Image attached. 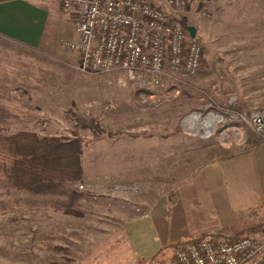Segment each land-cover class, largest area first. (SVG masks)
<instances>
[{
    "label": "rangeland",
    "instance_id": "obj_1",
    "mask_svg": "<svg viewBox=\"0 0 264 264\" xmlns=\"http://www.w3.org/2000/svg\"><path fill=\"white\" fill-rule=\"evenodd\" d=\"M213 1L203 16L192 0L182 18L197 28L200 72L167 80L155 98L143 96L123 71L82 73L79 57L61 45L76 41L75 32V39L59 40L54 59L38 57L43 92L33 103H18L19 119L0 126L8 135L82 138L84 176L71 188L83 199L65 214L46 199L0 187V264H176L164 233L178 189L204 165L247 151L254 141L264 144L248 127L220 130L239 115L264 111V0ZM194 115L221 121L205 138L199 125L188 126ZM78 117L90 128L82 129ZM258 223L262 232L241 236L264 237V207L240 227ZM154 227L164 247L152 256L159 247Z\"/></svg>",
    "mask_w": 264,
    "mask_h": 264
},
{
    "label": "built area",
    "instance_id": "obj_2",
    "mask_svg": "<svg viewBox=\"0 0 264 264\" xmlns=\"http://www.w3.org/2000/svg\"><path fill=\"white\" fill-rule=\"evenodd\" d=\"M196 1L203 16L214 10L213 0ZM191 5L192 0H62L63 12L77 14L78 40H63L61 45L79 57L82 73L123 71L143 96L155 98L167 80L189 79L200 72L203 48L182 21ZM238 118L264 137V111ZM175 261L264 264V237L186 241L175 248Z\"/></svg>",
    "mask_w": 264,
    "mask_h": 264
},
{
    "label": "crops",
    "instance_id": "obj_3",
    "mask_svg": "<svg viewBox=\"0 0 264 264\" xmlns=\"http://www.w3.org/2000/svg\"><path fill=\"white\" fill-rule=\"evenodd\" d=\"M61 1L0 0V125L19 119L17 104L33 103L43 92L44 87L37 85L38 57L54 59L61 38L75 39L77 14L62 12ZM47 92L51 93L49 88ZM262 204L264 144L204 165L187 185L178 189L168 206L166 245L204 233L232 236L241 230L240 222L245 216L250 217L248 213ZM154 230V244L159 247L153 248L152 256L164 247L157 243L159 234L155 227Z\"/></svg>",
    "mask_w": 264,
    "mask_h": 264
},
{
    "label": "trees",
    "instance_id": "obj_4",
    "mask_svg": "<svg viewBox=\"0 0 264 264\" xmlns=\"http://www.w3.org/2000/svg\"><path fill=\"white\" fill-rule=\"evenodd\" d=\"M77 121L82 129L90 128L85 119L78 117ZM229 126L247 128L240 120H231L220 130ZM259 144L254 141L255 146ZM83 153L84 142L80 137L43 136L30 131L8 135L0 126V187L7 193L16 190L25 198L46 199L55 210L65 214L75 213L73 210L80 204L83 195L71 188V184L83 179ZM262 207L264 204L248 215L257 217V211ZM262 231L263 223H258L226 238H238L243 233L255 234ZM215 236L217 235L204 233L187 241ZM181 243L183 242L170 246L176 248Z\"/></svg>",
    "mask_w": 264,
    "mask_h": 264
},
{
    "label": "bare ground",
    "instance_id": "obj_5",
    "mask_svg": "<svg viewBox=\"0 0 264 264\" xmlns=\"http://www.w3.org/2000/svg\"><path fill=\"white\" fill-rule=\"evenodd\" d=\"M189 119L190 122L188 126L190 128H195L196 126L199 125V127H197L198 132H200L199 134L205 138L210 137L212 135L215 124L221 121V117L213 116V115H211L205 121L202 122L199 121L196 115L190 117ZM199 122L201 123L198 124Z\"/></svg>",
    "mask_w": 264,
    "mask_h": 264
},
{
    "label": "water",
    "instance_id": "obj_6",
    "mask_svg": "<svg viewBox=\"0 0 264 264\" xmlns=\"http://www.w3.org/2000/svg\"><path fill=\"white\" fill-rule=\"evenodd\" d=\"M185 28L188 31L189 36L191 38H196L197 37V28L196 27L187 25Z\"/></svg>",
    "mask_w": 264,
    "mask_h": 264
}]
</instances>
